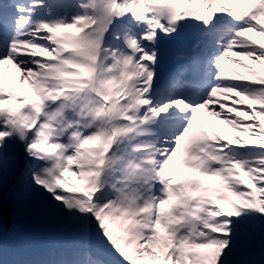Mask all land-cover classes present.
Wrapping results in <instances>:
<instances>
[{"label": "snow or ice", "instance_id": "1", "mask_svg": "<svg viewBox=\"0 0 264 264\" xmlns=\"http://www.w3.org/2000/svg\"><path fill=\"white\" fill-rule=\"evenodd\" d=\"M249 33L264 0H0V238L33 219L55 241L40 259L0 243V264H264Z\"/></svg>", "mask_w": 264, "mask_h": 264}, {"label": "bare ground", "instance_id": "2", "mask_svg": "<svg viewBox=\"0 0 264 264\" xmlns=\"http://www.w3.org/2000/svg\"><path fill=\"white\" fill-rule=\"evenodd\" d=\"M250 36V38L258 41V42H264V37L256 36L254 34H247ZM179 45L173 46L170 51L169 55L166 58L165 62H168L170 65L174 66V69L177 66V61L175 57L178 54L179 50ZM232 59L235 60H242L241 57H232ZM244 63H250L247 60L243 61ZM234 64L231 63H226L225 64V75H230L229 70H232ZM19 85V90L24 91L27 88L26 84H18ZM226 107H225V112L229 115L230 118H234L238 113L242 116L241 109L246 107V105H241V108H237V112H231L229 111V108L231 106V100L224 101ZM208 120L211 121V128L213 131H215L219 135H223L228 131V126L226 124H223L221 122V119H215L213 117H207ZM236 135H241L239 131L236 132ZM243 139H247V137H242ZM233 146H235L233 144ZM247 182V181H246ZM43 230H47L46 228H43ZM39 229L36 230V234L39 233ZM50 231V230H49ZM33 235L32 241L29 243L26 242H19L16 239H4L0 241L3 245L4 252L9 260L12 259H40L43 258V256L52 248L54 245L55 241L54 239L50 236L49 233H42L40 236ZM52 243V246H51Z\"/></svg>", "mask_w": 264, "mask_h": 264}, {"label": "rangeland", "instance_id": "3", "mask_svg": "<svg viewBox=\"0 0 264 264\" xmlns=\"http://www.w3.org/2000/svg\"><path fill=\"white\" fill-rule=\"evenodd\" d=\"M10 67V66H6ZM12 71H15L12 69ZM226 210V209H225ZM43 228H46L45 226L41 225L38 221L29 219L27 221H20L19 225L17 226L16 230L13 231L11 223H9L7 231L5 235H3L2 238H0V241L4 239H16L19 242H26L29 243L32 241L33 235L36 234V230L39 229V233H37V236H40L42 233H50L49 228L47 230H43ZM52 246V243H51ZM53 247V246H52Z\"/></svg>", "mask_w": 264, "mask_h": 264}]
</instances>
